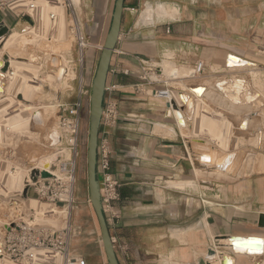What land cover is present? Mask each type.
Here are the masks:
<instances>
[{
    "label": "crops",
    "instance_id": "crops-1",
    "mask_svg": "<svg viewBox=\"0 0 264 264\" xmlns=\"http://www.w3.org/2000/svg\"><path fill=\"white\" fill-rule=\"evenodd\" d=\"M150 1L125 0L121 33L108 74L107 86L115 85L117 89L105 95V100L109 98L117 103L120 111V119L109 130L108 140L121 196L104 212L120 264H209L207 254L210 249H216L213 242L216 237L264 236V228L258 225L260 215L264 214V174L254 173L253 165L245 169L247 156L233 178L221 175L207 180L197 178L200 173L195 172L186 141H201L227 154L249 149L264 156V0H169L163 3L179 10L176 20L156 23L155 16L153 25H143L131 9L148 7ZM80 2L77 1L78 7ZM88 2L92 5V1ZM96 2L93 0L92 7L86 8L89 15L94 14L93 20L97 15ZM0 21L11 32L15 29L23 32L32 24L30 18L11 17L7 12L0 15ZM95 51L91 61L95 62L93 73L100 58H96ZM229 55L252 62L254 66L248 69L253 70H230L226 64ZM160 57L162 63L156 60ZM202 58L212 62L205 64ZM163 63L187 68L189 76L193 73L195 76L179 80L173 74L167 76ZM199 65L201 72L197 71ZM214 66L227 70H212ZM87 72H92V65L88 64ZM8 79L6 76L2 81L5 95H0V107L3 109L7 103ZM241 79L247 81L248 93L260 94L262 107L256 113L250 105H232L216 88L222 80ZM173 84L206 88L198 100L204 105L200 104L197 115L194 113L195 122H187L184 129L173 112L168 116V100L158 96V92L170 90L183 113L178 91L171 90ZM191 97L196 98L193 94ZM64 106L60 105L61 117L67 118L70 101L66 100L67 108ZM239 116L241 120H254L253 127L260 131L249 140L237 138L231 151L233 135L238 130L234 122ZM6 117L0 118V124ZM221 130L224 137H220ZM0 146L6 148L1 139ZM257 166L260 170V163ZM189 175L195 176L193 181H189ZM188 183L195 187L190 193ZM17 196L0 195V199L10 202L18 199ZM4 226L0 223V237ZM218 250L234 258L235 264H264V256L255 260L237 256L232 248ZM86 253L79 256L87 259L89 252ZM87 261L107 264L102 239L99 261Z\"/></svg>",
    "mask_w": 264,
    "mask_h": 264
},
{
    "label": "rangeland",
    "instance_id": "rangeland-1",
    "mask_svg": "<svg viewBox=\"0 0 264 264\" xmlns=\"http://www.w3.org/2000/svg\"><path fill=\"white\" fill-rule=\"evenodd\" d=\"M91 1H92V5H93V0H90V2ZM167 1H169V0H151L150 4H152L153 6H157L159 3H163V2H167ZM92 5L89 4V2L87 3V0L86 1L81 0L80 7L78 8L79 13L82 16L81 18L84 19L85 33H86V36L88 39V44H89L88 49L86 48L84 51V66H83V68L79 69L80 67L76 66V64H77L76 59L79 60V58H78V52L76 51L74 45L72 48L73 54H72V50H71V54H70V51H62V54H64V52H68V55L66 56L65 64L68 66H73L72 67L73 70H69V74L67 77V83H68L67 86L68 87H65L62 91H60L59 88H57L55 86H54L55 87L54 88L51 85L50 79H51V77L54 76L53 72H52L53 69L50 68L49 65L46 63V61L48 59H47V57H44L45 53L39 47H40L42 42L48 41L49 39L54 40L55 44L53 43V45H52L53 47L56 46L57 44L62 45V42L64 41L63 43H65V40H66V42L70 41L68 39L70 37L69 35H70V30H71V28H69L70 21H67V26H66L67 27V32H66L67 34L65 33V37L62 39L60 38V36H58L59 32H56V30L58 29V27H57L58 25L54 28V30L51 29V26L49 29H47V31L45 32V35L43 36L44 41L39 42L40 44L38 43L35 47V50H33V52H35L37 56H40L42 58V60L39 62V65L41 66L40 70H38V68L32 69V70H30V72L27 75L23 74L25 77L21 76V79H20L21 82H18V84H15V87L12 84L11 87H13L14 89H13V92L11 93V96L7 97L6 106L4 107V109H3V107H0V110L2 111V112L0 111V114H1L0 118H3L5 115L8 116V117H6L5 120H3L4 122H2V124H0L1 125V127H0V139H1V141L3 140V143L6 145V148L13 147L15 142H19V146H20V143L22 144V142H24V144H26L29 147H30V145L34 146L35 149L38 147L35 151V149L31 146L33 149H30V150H32V151L28 150V152H26L27 157L31 158L36 152L39 151V153H40V149H39L40 146L37 145L38 141H36V140H38L37 137L32 138V137H27V136L23 135L24 138H22V136L20 134H17L20 131L18 130L17 133H15L14 130L12 129V125L10 123V122L14 121L13 119H16L17 116L19 114H21V112L24 111L23 109L26 107L25 105L30 106L29 108H31V109L29 110V112L32 111V108H34V107L35 108H40V107L47 108V107H53L54 106L55 107L54 111H49V112H51L50 116L55 118V119L58 118L60 121L59 117L63 115V111H62V108H60V105L63 104V105H65L64 108H67L66 100L70 101V107L71 108L73 106H75L76 104H80L78 116L75 119L76 120L75 124H77L76 125L77 126L76 145L78 147V157H77V167H76L77 184H76V189H75V207H74V209L63 208L62 206L57 208L53 203L47 202L46 200H43V199H39L37 196L34 195V193H31L28 198L22 197V192H23V191H21L22 183H23L22 180L24 181L23 177L26 173L25 170L27 168L26 167L27 163L22 157V156H25L26 153L21 152L20 151L21 149H17V151H14V149H12L13 154H8L7 152H0V195L5 196L6 198H11V197H14L16 195L20 196L18 199H15V200L18 201L19 208L26 213L27 218L30 216H33L34 214L31 212L32 207L26 206L24 204V202L26 203L31 199L33 201H36V203H39L40 205H42L41 203H43V205H45V206H47V208H49L48 209L49 211L47 210L46 211L47 213L44 214L46 216L45 218L43 216V218H39L37 220L39 221V223H41L42 226H46V227H48L54 231H59L64 226H66V224H68V226H70V222H71V227H73L74 230L78 231V235L72 241L73 254L75 256H79V254H81L82 252L83 253L89 252V257H87V259L91 260V263H97L99 261V245L101 244V233H100V228H99V224L97 221L96 214H95L94 209H93L91 202H90L89 189H88V179H87V144H88V137H89L90 96H91V85H92V81H93L94 74H95V73H93L95 71V62L91 63V61L93 58L92 57L93 54L95 57V53H93L94 50H96L95 52H98V54H96L97 59L101 54V50L103 48V44H104L106 35H107L108 30H109L110 25H111L115 0H110L109 3L107 1H103V0L99 1L98 0V2H96L97 15L95 16L96 19H94V20H93L94 14L89 15L88 11H86V8L92 7ZM146 10H147V7L146 6L144 7V5H143L141 8H138L137 12H135L136 13V15H135L136 19L137 20L139 19L140 23H142L141 19H142V16L144 15V13L146 12ZM8 16L12 17L13 15L11 13H8ZM24 20H25V18H24ZM157 22L160 23V21H156V23ZM143 25H147V24H143ZM148 25H153V22L148 24ZM32 26H34L33 23H32ZM59 26H60V24H59ZM76 30H77L76 28L73 29V32ZM15 31H17L18 33H21V31L18 29H15ZM76 33H78V32H76ZM10 35H12V32L10 33ZM6 39L0 45V49L3 47ZM161 59H162L161 57L158 59L156 58V60L158 62H161ZM241 59L244 60L245 62H249L248 60H245L243 58H241ZM202 61L205 62V64L212 62L210 60L207 61L204 58H202ZM226 62H227V59H226ZM70 63H72V64H70ZM88 64L92 65V72L90 74L87 72ZM170 66H171L170 64H167V66H165V67L163 66V67L166 70L167 67H170ZM93 68H94V70H93ZM170 68H171L170 70H172L173 72H176V75L175 76L173 75L172 77H174L177 80L183 79V78L186 79L190 75L188 71H185V70H189L187 68L185 69L182 67L183 69H178V68H175L172 66ZM212 70H227V69H225L224 67L222 69H219L218 67L214 66L212 68ZM244 70H253V69L247 68ZM37 71L39 74L37 73ZM37 74L39 76H36L37 79H35V75H37ZM165 75H167L166 71H165ZM43 76H44V80L46 81V83L44 85L42 84V80H41V78ZM27 78H31V79H27ZM53 79H54V77H53ZM9 81H10L9 82V84H10L11 80L9 79ZM19 83H21V84H19ZM175 86L185 87L181 84H173L172 87H175ZM19 87H20V89H19ZM21 89H23V90H21ZM19 91L25 92V93L23 92L25 94V101L19 100L16 97L15 94H16V92H19ZM7 94H8V92H7ZM26 96H27V98H26ZM246 103H248V102H247V100H244V99H243V102L242 101L239 102V104H241V105H245ZM260 105H261V102L256 103L255 104L256 108H254V110L255 109L258 110ZM29 112H25L24 113L25 116H26V113L28 114ZM16 124H17V121H16ZM253 125H254L253 123H250L251 128H253ZM58 127L60 128V130L62 132L61 134H63L67 130V129L63 128V126H61V123H59V122H58ZM194 134H196V132H194ZM48 135H49V133H47L45 136H42V139H43L42 143H43L44 147H48V144H49V140H47V139H49V138H47ZM39 139H41V138H39ZM28 144H30V145H28ZM253 144H255L254 141H253ZM35 145H37V146H35ZM63 147L65 148V146H63ZM22 148H23V146H22ZM40 148H41V152L44 153L45 151H43V150H45V149H43L42 147H40ZM22 151H24V149H22ZM18 152L22 153V155H20V153H18ZM32 153H34V154H32ZM235 159H237V158L234 156L230 157V161H233ZM263 160H264V157L263 156L259 157V155L254 158L253 162L251 163L254 166V169H253L254 173H256L258 171L257 165L259 163L261 164V162ZM251 161L252 160H249L248 162H251ZM254 161H256V163H254ZM262 169L264 171V164L262 166ZM18 172L21 173V179L22 180H19L15 184V186H16L15 187L14 185L12 186V184H11L12 180L11 179ZM214 177H218V176L215 174H209V173L205 172V173H200L197 178H200V179L202 178L204 180H207L208 178H214ZM194 178H195L194 175L192 177H191V175H189V181H193ZM193 190H195V187H194L193 183H191V185L188 186V191L190 193ZM3 202L5 203V205L9 204V202H6V201H3ZM1 215L3 217L7 216L4 213H1ZM0 223H2V224L4 223V225L8 224L2 220H0ZM85 256H87V255H85ZM207 257H208V255H207ZM216 258H217V256H216ZM6 259H7V261L5 262L6 264H19L18 262L17 263L13 262L8 258H6ZM38 264H66V263H65V260L61 257H51L48 255V256H45V258L43 260L38 259Z\"/></svg>",
    "mask_w": 264,
    "mask_h": 264
},
{
    "label": "built area",
    "instance_id": "built-area-1",
    "mask_svg": "<svg viewBox=\"0 0 264 264\" xmlns=\"http://www.w3.org/2000/svg\"><path fill=\"white\" fill-rule=\"evenodd\" d=\"M77 1L80 2L81 0H0V15L8 12L18 18H30L32 23L36 25L34 16L37 11L42 9L46 12L49 22L55 25L58 22L59 13H64L67 21H70L69 28L71 30L68 39L73 41V45L78 52L79 60L76 59V66L82 69L84 66V51L86 48L88 49L89 44L85 33V23L79 13ZM18 5L20 8L15 9ZM137 10V8H132L131 12L135 13ZM75 28L77 30L73 32ZM44 42L49 45L55 44L53 39ZM44 53V57L48 59L46 63L50 67V62L54 55L53 53ZM66 67L64 69L67 70V73L68 70H73V66L66 65ZM201 68L202 66L199 65L197 71L201 72ZM10 70H12L11 65L6 76L13 75V72ZM156 73H160V70L157 69ZM158 78H156V81H158ZM149 80L151 79L149 78ZM116 89L117 86L115 85L107 86L105 95H111ZM158 96L168 100L170 109V102L173 98L171 91H160L158 92ZM79 109L80 104H76L68 110L69 115L67 118L62 117L61 126L67 130L61 134V142L54 148L55 155L59 159L53 163L52 169L47 171L50 174L49 178H39L37 182H31L29 184L28 197L29 194L34 193L39 199L53 203L57 208L62 206L63 208L74 209L78 157V147L76 145L77 126L75 119L78 116ZM119 119L120 111L117 103L109 98L104 99L97 159V175L104 210L119 201L121 196L119 191L121 185L113 172V152L108 140L109 130L116 126ZM30 172L31 169L26 170L24 181ZM25 188L26 185L24 184L23 191ZM12 224L13 227L11 230L7 231L4 229L3 237H1L3 249L0 256H3V258L7 257L11 261L18 262L19 264H38L40 257L49 255L51 257L63 258L66 264H89L87 259L73 254L72 241L78 235V231L71 227V222L70 227L66 224L59 231H54L46 226H42L34 216L27 218L26 213L23 212V217L20 220H14ZM12 224L10 223L8 226H12Z\"/></svg>",
    "mask_w": 264,
    "mask_h": 264
},
{
    "label": "water",
    "instance_id": "water-1",
    "mask_svg": "<svg viewBox=\"0 0 264 264\" xmlns=\"http://www.w3.org/2000/svg\"><path fill=\"white\" fill-rule=\"evenodd\" d=\"M124 9H125V0H115L114 5V11L112 14V20L111 25L108 30V33L106 35L103 48L101 50L99 62L97 65V69L92 81L91 85V96H90V116H89V137H88V144H87V179H88V189H89V196H90V202L94 209V212L97 217V221L100 228L101 233V239L104 246L105 256L107 260V264H120L119 260L116 255L114 242L112 240L109 225L106 219V215L104 212V205L101 198V192H100V183L98 180L97 175V159H98V145H99V138H100V129H101V119H102V113L104 109V99H105V91L107 87V79L108 74L111 66L112 57L114 54V51L116 50V46L119 41L120 33H121V27L123 22V16H124ZM29 29L27 27L23 32H26V30ZM11 33L10 28L4 23L0 21V39L7 38ZM32 50L35 49L36 46L30 45L29 46ZM44 52L47 53H55L56 55L60 56L62 51H71L73 48V41L70 40L68 42L57 44L56 46H52L44 42L39 47ZM54 56H52L51 61H54ZM235 58V56L230 55L229 59ZM10 61L8 56L0 57V95L5 94V84L2 82L6 78V73L9 71L10 68ZM50 67L53 69L56 68V66L53 64V62H50ZM227 67L231 68V65L227 63ZM65 69L59 68L58 72L55 74L57 77L58 82H62L64 75H65ZM195 73L191 74V76L187 78L194 77ZM239 81V80H236ZM228 82L229 81H224ZM235 82V81H231ZM219 84L216 85V88L219 89ZM171 90L178 91V98L181 101V103L184 106L183 113L180 111L179 106L177 104V100L175 98H172L170 102V110L168 116L174 113L178 124L180 127L185 128L187 126V122H191L194 117L195 112V99L191 97V94H193L197 98H202L206 88L200 87V88H194V87H172ZM200 91H203L201 94ZM20 100L23 99L22 96H18ZM189 102L191 105H189ZM191 110H189V108ZM262 107V103L259 108ZM258 108V109H259ZM188 110L191 112V115L189 116ZM60 112V111H59ZM43 111H39L37 113H34L31 120V131H39L41 132V136H45L47 133H49V144L48 147H45V152H36L31 158H28L27 155L22 156L23 159L26 161V167L27 169H31V172L27 174L24 184L26 185V188L24 189L22 193L23 198H28V186L29 184L37 182L39 178L46 179L50 177L49 172L53 167V163L58 161L59 157L55 155L54 148L60 144L61 137L57 136V140H55V134L53 132H49L51 128H44L40 127L39 125L44 124L43 121ZM60 121L57 118V121L61 123L62 117L60 116ZM255 121H248V120H241V118H237V120L234 122V127L238 130L234 132V140H232L231 143V151L235 149L234 142L238 137H245V138H254L256 135V132H259L260 130H255V128H251L250 123H254ZM187 146L189 148L191 158L194 163V167H199V156H201L204 153H213V154H219V155H228V156H234L236 158H240V168L243 165V162L245 161L248 153L257 155L254 150L245 149L242 150L239 153H231V154H225L222 152H219L215 149H213L211 146L207 145L204 142L193 140V139H187ZM33 149L32 147H27L26 144L23 145L24 152H27L29 149ZM0 152H7L8 154H13V150L11 148H4L3 146H0ZM20 153V152H19ZM258 156V155H257ZM262 157V156H259ZM50 158L48 164H45V160ZM202 162V161H200ZM203 164V163H202ZM262 168V163L260 164ZM39 166V168H37ZM43 170H41V169ZM256 173L264 174L263 169L258 170ZM23 212L19 208V204L17 200H12L9 202L8 205H5V203L0 199V220L5 221L8 224H12L14 220H20L23 217ZM1 213L6 214L7 216H2ZM8 224H5L4 229L7 231H10L12 226H8ZM259 227L264 228V214L260 215L259 217ZM220 240H228L229 244H221ZM215 244L218 248H226L230 247L233 249L234 254H247V255H255L258 256L255 259L261 258L264 256V241L262 239L258 238H245V237H234V236H221L215 238ZM3 249V243L2 239L0 237V254L2 253ZM208 257L207 260L210 261V258L215 259L216 258V252L214 249H210L208 251ZM0 258H3V256H0ZM221 264H231L230 258L227 256H223L221 254ZM233 259V258H232ZM210 264V263H209Z\"/></svg>",
    "mask_w": 264,
    "mask_h": 264
},
{
    "label": "bare ground",
    "instance_id": "bare-ground-1",
    "mask_svg": "<svg viewBox=\"0 0 264 264\" xmlns=\"http://www.w3.org/2000/svg\"><path fill=\"white\" fill-rule=\"evenodd\" d=\"M79 3V2H78ZM20 6L18 5L17 7H15V9H19ZM180 8V7H178ZM40 13V14H39ZM156 16V17H155ZM35 20H36V25L34 26H31L29 27V29L26 30V32H21V33H18L17 31L13 30L12 31V35H9V37L6 39L3 47L0 49V57H4V56H8L9 57V61L11 63V68H12V72H13V75H9V79L11 80V85L8 84V87L6 89V94L8 92V96H11V93L13 92V87L12 84L14 85L15 87V84H18V82H21V76H24L25 74L27 75L30 70L32 69H37L40 70L41 66L39 65V62L42 60V58L40 56H37L35 52H33V50L35 49H31L29 46L30 45H33V46H36L39 42L41 41H44L43 40V36L45 35V32L47 31V29L50 28L51 26V29L54 30V28L57 26L58 29L56 30V32H59L58 36H60V38H64L65 37V33L67 32V19H66V15L64 13L61 14V12L59 13V19H58V22L55 24V25H52L50 22H49V19L45 13L44 10L40 9L39 11H37V13L35 14ZM153 17L157 18L156 21H165V20H176L178 17H179V10L176 8V7H171L167 4H164V3H159L157 6H153L151 4L148 5L147 7V10L146 12L144 13V15L142 16V23L141 24H150V23H154L153 21ZM60 24V26H59ZM67 34V33H66ZM57 36V37H58ZM5 39H0V44L2 42H4ZM63 41V40H62ZM64 42V41H63ZM62 42V43H63ZM66 42V40H65ZM40 44V43H39ZM214 53V52H213ZM54 55V61H51L53 62V64L56 66V68L54 70H52L53 72V77H51L50 79V83L51 85L54 87H57L59 88L60 91H62L65 87H68V83H67V77H68V74L67 73V70L65 71V75H64V78L62 80V82H58L57 80V77L55 76V74L58 72V69L59 68H67L66 67V64H65V61H66V56L68 55V52H64V54L60 55V57L58 55H56L55 53H53ZM170 55V54H169ZM168 56L167 54H165V57ZM213 56V55H212ZM230 56V55H229ZM229 56L227 57V63H229L231 65V70H244V69H247V68H252L254 66V64L252 62H245L244 60H242L240 57H237L235 56V58H231L229 59ZM166 61V60H165ZM163 66H167V64L163 63ZM171 67V66H170ZM170 67H167V69L165 70L166 71V74L169 76L170 74H173L174 76L176 75V72H173L172 70H170L171 68ZM171 71V72H170ZM243 72V71H242ZM38 73V71H37ZM41 73V72H40ZM235 73V71H234ZM237 73V72H236ZM24 74V75H23ZM39 74V73H38ZM35 75V79H37L36 76H39V75ZM233 74V73H231ZM41 75V74H40ZM253 76H256V75H253ZM25 77V76H24ZM33 77V76H32ZM50 77V76H49ZM41 78V77H40ZM82 78V77H81ZM8 79V80H9ZM27 79H31V78H27ZM42 80V84L44 85L46 83V81L44 80V76L41 78ZM228 80V79H226ZM233 80V79H232ZM230 80V81H232ZM264 81V80H263ZM10 82V81H9ZM21 84V83H19ZM41 84V85H42ZM217 84H219V89H221V93L222 95L225 97V99L228 100L229 103H232V105H241L239 104V102H243V99L244 100H247L248 103H246L245 105H250L251 106V109L255 112L254 108L255 107V104L256 103H259V98H260V94H256V93H248V89H249V85L247 83L246 80L244 79H241L239 81H235V82H224L223 80L218 82ZM216 84V85H217ZM10 85V86H9ZM10 87V88H9ZM54 87V88H55ZM195 88V87H194ZM20 89V87H19ZM252 89V87H251ZM250 89V90H251ZM23 90V89H21ZM253 90V89H252ZM10 92V93H9ZM24 92V91H23ZM16 92V97L18 98V96H22L23 99L22 101L24 100L25 101V92ZM30 92V91H29ZM252 92V91H251ZM260 92V91H259ZM263 92V91H262ZM32 93V92H31ZM200 93L202 94L203 91H200ZM213 93V92H212ZM264 94V93H263ZM262 94V95H263ZM5 95V94H4ZM213 95V94H212ZM5 97V96H4ZM7 97V96H6ZM210 97V96H208ZM218 97V96H217ZM27 98V96H26ZM197 98V97H196ZM194 98V99H196ZM7 99V98H6ZM19 99V98H18ZM201 98H197V102L195 103V112L196 115L199 113V109L200 107H202L200 104L204 105L202 103V100L201 102L198 101L200 100ZM263 99V98H262ZM261 99V100H262ZM20 100V99H19ZM2 102V101H1ZM10 103V102H9ZM8 103V104H9ZM5 104V103H3ZM243 104V103H242ZM10 105V104H9ZM189 105L190 102H189ZM222 105V104H221ZM1 106V105H0ZM26 107L23 109L24 111L21 112V114H19L17 116L16 119H13L14 121L10 122L11 125H12V129L14 130L15 133H17V131L19 130L20 132H18L17 134H20L22 136V138H24V136H27V137H32V138H36L38 140L37 142V145H39L40 147H44L43 145V139H42V136H41V132L39 131H31L30 130V126H31V120H32V116L34 113H37L39 111H43L42 115H43V121H44V124H41L39 125L40 127H42V129L44 128H51V130L49 132H53L55 134V140H57V136H61V130L60 128L58 127V121L57 119L53 118L50 116L51 112L49 111H54L55 107H47V108H32V111L29 112V110L31 108H29L30 106L29 105H25ZM237 107V106H235ZM189 108V107H188ZM197 109V110H196ZM235 109V108H234ZM189 110H191V108H189ZM188 110V114L189 116L191 115V112ZM233 109H231L232 111ZM1 111V110H0ZM235 111V110H234ZM252 111V112H253ZM2 112V111H1ZM25 112H29L28 114L26 113V116H25ZM198 112V113H197ZM233 113V112H232ZM237 113V112H236ZM256 113V112H255ZM1 115V114H0ZM198 118H200V116H198ZM240 118V116H239ZM252 118V117H251ZM195 119V118H193ZM203 119V118H202ZM253 119V118H252ZM196 120L199 121L200 123V120L196 118ZM16 121H17V124H16ZM198 121L196 123H198ZM202 121V120H201ZM193 122H195V120H193ZM203 122V121H202ZM201 122V123H202ZM198 123V124H199ZM193 124V123H192ZM264 124V123H262ZM77 125V124H76ZM179 125V124H178ZM195 125V124H194ZM197 125V124H196ZM205 125V124H204ZM202 125V126H204ZM201 126V125H200ZM221 126V125H220ZM1 127V125H0ZM21 129H20V128ZM222 127V126H221ZM258 127V126H256ZM18 128V129H17ZM171 128V127H170ZM183 128V127H181ZM201 128V127H199ZM235 128V127H234ZM260 128V127H259ZM184 129V128H183ZM195 129V128H194ZM224 129V128H223ZM258 129V128H257ZM256 129V130H257ZM9 130V129H8ZM182 130V129H180ZM186 130V129H185ZM184 130V131H185ZM220 130V129H219ZM171 131V130H170ZM216 131V130H215ZM11 132V131H10ZM174 132V131H173ZM221 134H220V137H224L223 136V132L221 130ZM2 133V132H1ZM12 133V132H11ZM22 133V134H21ZM186 133V132H185ZM257 133V132H256ZM173 134V133H171ZM175 134V133H174ZM173 134V135H174ZM182 134H184L182 132ZM24 135V136H23ZM186 135V134H185ZM172 136V135H171ZM219 136V134H218ZM234 136V135H233ZM174 137V136H173ZM217 136H215L216 138ZM219 137V138H220ZM41 138V139H39ZM46 138V137H45ZM44 138V139H45ZM48 138V137H47ZM46 138V139H47ZM186 138V137H185ZM239 138V137H238ZM242 138V137H241ZM244 138V137H243ZM49 140V139H47ZM214 140V139H213ZM217 140V139H215ZM219 140H222L223 139H219ZM249 140V139H248ZM25 141V140H24ZM187 141V140H186ZM221 141V142H222ZM22 142V141H21ZM220 142V141H219ZM48 143V142H47ZM232 143V142H231ZM24 145V142H22V144L20 143V146H19V142H15V144L13 145V147H11V149H14V151H17V149H21L20 151L23 152V153H26L24 151H22V146ZM30 145V144H28ZM35 145V146H37ZM223 145V144H221ZM235 145V144H234ZM32 145H30L31 147ZM29 147V146H27ZM34 148V146H32ZM39 147L40 151H41V148ZM222 147V146H221ZM10 148V147H8ZM38 148V147H37ZM36 148V149H37ZM31 149V148H30ZM29 151H32L30 150ZM35 149V148H34ZM35 149V151H36ZM45 149V147L43 148ZM42 149V150H43ZM214 149V148H213ZM45 151V150H43ZM189 151V150H188ZM28 152V151H27ZM39 152V151H38ZM19 153V152H18ZM41 153V152H40ZM257 153V152H256ZM17 154V153H16ZM34 154V153H32ZM227 154V153H225ZM20 155H22V153H20ZM27 155V153H26ZM30 155V154H29ZM188 156V155H187ZM247 161L244 165L245 169L248 168V167H251L252 166V162L254 160L255 157H257V155H254V154H250L247 155ZM230 157L231 156H228V155H219V154H213V153H204L202 154L201 156H199L198 158V164H199V167L198 168H195V172L196 173H209V174H215V175H221V176H225V177H229V178H233L235 177L239 171L241 170L240 168V159L237 158L233 161H230ZM264 157V156H263ZM45 161V164H48L49 161L51 160L50 158H47V159H44ZM249 160H252L251 162H248ZM202 161V162H200ZM203 163V164H202ZM262 164H264V160L261 162ZM263 166V165H262ZM262 169V168H261ZM194 170V168H193ZM24 179V177H23ZM11 184L12 186L19 181V180H22L21 179V173L18 172L16 175H14L11 179ZM23 182V180H22ZM188 182V181H187ZM19 184V183H18ZM171 186H173V183H170ZM191 183H188V186H190ZM194 185V184H193ZM16 187V186H15ZM18 187V186H17ZM23 188H24V183H22V188H21V191H23ZM19 190V189H18ZM24 204L28 207H32L31 209V212L34 214L33 216L37 219L39 218H44L46 217L44 214H46L47 210L49 208H47V206L43 205V203H41L42 205H40L39 203H36V201H33V200H29L28 202H24ZM49 211V210H48ZM259 214V213H258ZM48 217V216H47ZM204 224V223H203ZM70 227V226H69ZM208 229V228H207ZM253 233V232H252ZM221 237V236H220ZM245 238H258V239H262L264 241V236L262 235H254V236H251V237H245ZM214 244H215V240L213 241ZM221 244H226L228 245L229 244V241L228 240H220L219 241ZM103 243V242H102ZM215 246V252H216V256L217 258L216 259H213V258H210V261H208L210 264H221L220 261H221V254L223 256H227L228 258H230V261H231V264H235V259L231 256H229L225 251H220L218 250V247L216 246V244L214 245ZM226 248H230V247H226ZM237 256H249L251 258H256L258 256H255V255H247V254H237ZM263 257V256H262ZM261 257V258H262ZM7 257H4V258H0V264H4L7 259ZM45 257H40L39 259L40 260H43ZM218 259V260H217ZM256 260V259H255ZM256 262V261H255ZM230 264V263H229ZM257 264V262H256ZM260 264V262H259Z\"/></svg>",
    "mask_w": 264,
    "mask_h": 264
}]
</instances>
